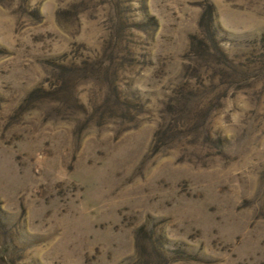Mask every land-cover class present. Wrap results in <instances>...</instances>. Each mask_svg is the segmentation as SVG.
I'll list each match as a JSON object with an SVG mask.
<instances>
[{"label": "rangeland", "instance_id": "obj_1", "mask_svg": "<svg viewBox=\"0 0 264 264\" xmlns=\"http://www.w3.org/2000/svg\"><path fill=\"white\" fill-rule=\"evenodd\" d=\"M0 264H264V0H0Z\"/></svg>", "mask_w": 264, "mask_h": 264}]
</instances>
